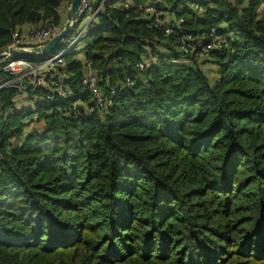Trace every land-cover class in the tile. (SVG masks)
<instances>
[{
  "label": "trees",
  "instance_id": "obj_1",
  "mask_svg": "<svg viewBox=\"0 0 264 264\" xmlns=\"http://www.w3.org/2000/svg\"><path fill=\"white\" fill-rule=\"evenodd\" d=\"M71 1L0 0V51L15 29L63 22ZM118 1L58 71L72 91L80 55L104 91L138 76L104 113L0 90V264H264L261 0H156L177 20L168 35ZM211 31L222 51L204 52Z\"/></svg>",
  "mask_w": 264,
  "mask_h": 264
},
{
  "label": "built area",
  "instance_id": "obj_2",
  "mask_svg": "<svg viewBox=\"0 0 264 264\" xmlns=\"http://www.w3.org/2000/svg\"><path fill=\"white\" fill-rule=\"evenodd\" d=\"M108 1L111 0H79L76 20L71 24L72 28H74L73 32L77 30V27L82 20L88 19L89 21L87 25L79 33L73 44L63 47L59 52H54L48 56H41L44 59H41V57H35L41 59L40 62L33 63L27 59L29 57H19L10 54L9 52H5V54L1 55L0 74L6 75L8 81L0 86V90L5 89L7 86H15L18 89L15 102H17V106L22 107L20 102H18V98L22 96V100L26 90L30 88L44 87L47 89V93L44 98H42L43 100L52 101L67 96L77 97L80 99L73 107L75 112H85L87 114L99 113V115L104 113L107 107L112 105L113 99L120 90L131 92L138 82L136 81L138 76L134 75L133 77H126L123 82L120 83V90L115 86L104 91L99 84L100 78L97 70H95L93 64H91L90 61H87L82 55L78 58L84 65V73L78 88L72 91L70 86L66 85L59 79L58 71H60V67L63 64L64 55L77 47L78 42L87 31V27L95 20L96 16L103 10L102 8L104 4ZM68 7L70 8V6ZM114 7L120 8L124 12H128V17L133 16L137 20L151 21L152 26L164 29L167 35L172 32V21L177 23V20L173 17L162 16L157 8L156 0H149L146 3L139 4H134L132 0H119L118 2H115ZM260 9L264 12V0H261L260 2ZM64 12L65 11L62 8V13ZM66 22L67 20L58 25H40L31 29L28 28L26 31L24 29L22 31L20 29H15L12 35L11 44L6 48L17 50L25 49L29 51L41 48V46L64 30ZM179 23L183 24L182 21ZM209 37L214 39V41L206 44L203 49L204 52L210 50L222 51L224 48L223 39L215 38V31H211ZM190 40L192 43L194 39H191V37L188 36L187 41ZM62 41L60 45L63 46ZM183 50L186 55L189 52V47H184ZM153 61L155 60L153 59ZM149 64L150 62L145 60L139 63L136 67L140 71H144L148 68ZM79 106L82 107V111H80Z\"/></svg>",
  "mask_w": 264,
  "mask_h": 264
},
{
  "label": "water",
  "instance_id": "obj_3",
  "mask_svg": "<svg viewBox=\"0 0 264 264\" xmlns=\"http://www.w3.org/2000/svg\"><path fill=\"white\" fill-rule=\"evenodd\" d=\"M79 6V0H73L70 4V13L68 16V20L64 25V30L59 33V35L52 38L49 42L41 46V48L33 49V50H17V49H5L0 51V56L5 54V52H9L10 54L19 56V57H41L48 56L53 54L59 49V44L61 41L66 38L71 32H73L74 28H72V23L76 20L77 9ZM80 111H82V107L79 106Z\"/></svg>",
  "mask_w": 264,
  "mask_h": 264
},
{
  "label": "rangeland",
  "instance_id": "obj_4",
  "mask_svg": "<svg viewBox=\"0 0 264 264\" xmlns=\"http://www.w3.org/2000/svg\"><path fill=\"white\" fill-rule=\"evenodd\" d=\"M73 1V0H72ZM71 1V2H72ZM71 2H69V6L71 4ZM243 5L239 4L238 8H242ZM88 19H84L80 22V24L77 27V30L75 32H72L70 35H68L66 38L63 39L62 43L63 46L66 47L67 45H71L74 43L75 39L77 38V36L79 35V33L82 31V29H84V27L87 25L88 23ZM89 33V30H87V32L85 33V36H83L80 41L78 42V47L82 46V45H87L88 43H90V41H92L89 37H87V35ZM82 47H79L78 49H81ZM15 142H13L14 144ZM17 143V142H16Z\"/></svg>",
  "mask_w": 264,
  "mask_h": 264
},
{
  "label": "crops",
  "instance_id": "obj_5",
  "mask_svg": "<svg viewBox=\"0 0 264 264\" xmlns=\"http://www.w3.org/2000/svg\"><path fill=\"white\" fill-rule=\"evenodd\" d=\"M68 6H69V5H66V4H65V5L62 7L63 10L65 11V12H64V13H65L64 15H65V17H66L65 20H68V16H69V13H70V10H68V9H69ZM65 20H64V21H65ZM26 27H27V28H23L25 31L28 30V28H30V29L32 28V26H26ZM21 98H22V96H20V97L18 98V99H19L18 102L21 101ZM24 104H25L24 102H20V105L24 106Z\"/></svg>",
  "mask_w": 264,
  "mask_h": 264
}]
</instances>
